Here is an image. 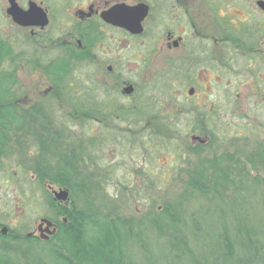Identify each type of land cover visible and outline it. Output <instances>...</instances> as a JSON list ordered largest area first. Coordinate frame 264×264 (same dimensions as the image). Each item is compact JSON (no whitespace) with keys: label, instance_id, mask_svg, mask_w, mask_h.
<instances>
[{"label":"rangeland","instance_id":"obj_1","mask_svg":"<svg viewBox=\"0 0 264 264\" xmlns=\"http://www.w3.org/2000/svg\"><path fill=\"white\" fill-rule=\"evenodd\" d=\"M90 1L102 4L106 0H80L76 6ZM211 1L216 0H189L196 29L187 28V38L199 49H206L212 60L203 67L186 63L189 73L180 80L163 81L156 76L164 65L163 56L142 60L148 41L162 29L154 28L152 24L147 26L148 30L140 40H125L119 32L108 30V46L114 56L109 62L105 46L100 45L95 50L94 62L71 65L69 94L82 105L108 111L105 118L81 119L79 116L68 121L65 115L71 111V106L50 96L52 85L48 76L31 63H18L16 78L20 89L16 97L19 106L31 110L32 106L37 108L38 104L46 102L51 107V113L43 108L46 114L43 116L50 121L37 116L28 126L33 132L39 125L47 126L51 138L60 140L56 144L61 151L73 150L77 156L87 159L86 170L99 184L95 202L103 206L104 211L114 207L126 217L146 222L166 204L180 201L182 217L187 222L197 221V230H206L220 212L226 218H229V212L225 205L222 210V206L210 203L208 196L189 194L184 181L200 160L219 157L233 181L226 190L227 200L243 202L247 209L243 215L252 222L262 212L264 73L250 70L253 61L244 51L215 47L211 39L206 38V34H216L212 20L217 12L222 13L210 5ZM239 4L240 7L234 6L229 13L243 17L250 11V5L248 0H240ZM66 9L73 11L72 7ZM178 14V20L183 23L184 15ZM62 16L67 24V12ZM67 26L69 24L63 26V22L60 23L61 29ZM22 33L11 28L0 14V37H14L17 51L36 55ZM54 33L55 38L58 35ZM114 39L118 42L112 43ZM44 51V61L56 55V51ZM108 63H112L111 74L106 69ZM117 74L120 81L136 84L137 93L121 94ZM144 85L147 88L142 89ZM190 85L196 92L193 98L186 94ZM139 102L149 106L147 119L134 123L117 114V109ZM163 124L166 129L159 131L157 128ZM193 136L198 138L193 139ZM193 147H197V153L192 152ZM51 149L40 157L54 159ZM38 153V150L29 149L23 158L24 164L17 163L15 158L6 160L0 171V222L10 227L27 226L26 231H33L36 236L39 218L52 213L44 189L51 195L52 190L59 189L56 185L41 186L34 175L25 170L24 165L30 164ZM250 156L252 159L257 156L259 161L250 165L246 162ZM256 179L258 184L254 183ZM146 236V249L158 253L150 231Z\"/></svg>","mask_w":264,"mask_h":264},{"label":"trees","instance_id":"obj_2","mask_svg":"<svg viewBox=\"0 0 264 264\" xmlns=\"http://www.w3.org/2000/svg\"><path fill=\"white\" fill-rule=\"evenodd\" d=\"M0 49V60L4 55L8 58V48ZM32 64L48 75L52 85L50 96L71 106L65 115L68 121L79 116L81 119L108 117V111L82 105L69 94L71 64L67 59ZM14 84L16 92L12 90ZM19 89L10 64L4 70L0 64V171L6 160L15 158L22 164L29 149L38 150L39 155L24 165L25 170L41 186L56 185L66 190L68 198L55 200L44 189L47 206L52 210L46 218L55 226L46 239L27 236V226L10 227L0 222V264H264V207L252 222L243 215L247 211L243 202L227 200L226 190L233 181L221 158L200 160L184 181L189 194L208 196L210 203L222 206V210L225 205L229 212V218L220 212L206 230H197V221L187 222L182 217L180 201L166 204L146 222L126 217L114 207L104 211L95 202L99 184L86 170L87 159L77 156L73 150L61 151L56 144L60 140L51 138L47 126L39 125L34 132L28 126L37 116L50 121L43 116L46 115L43 108L49 112L51 107L43 102L37 108L22 109L16 97ZM116 111L134 123L149 115L130 107ZM157 129L164 131L165 124ZM50 147L55 158H41ZM197 147L192 148L193 153L198 152ZM251 157L246 161L250 165L259 161L257 156ZM257 180L254 183L258 184ZM148 231L157 244L156 254L145 247Z\"/></svg>","mask_w":264,"mask_h":264},{"label":"flooded vegetation","instance_id":"obj_3","mask_svg":"<svg viewBox=\"0 0 264 264\" xmlns=\"http://www.w3.org/2000/svg\"><path fill=\"white\" fill-rule=\"evenodd\" d=\"M78 1L80 0H0V14L4 15L11 28L23 32L24 39L31 45V51L37 52L34 55L31 52L28 54L24 50L17 51L14 37H0V47H7L9 51L8 58L4 55L0 60L1 68L6 69L9 63L16 78L18 60H21L19 62L31 64L33 62L36 64H49L65 61V59L71 65L94 62L96 58L95 50L100 45L105 46V54H108L109 62L113 53L108 46V30L119 32L125 40H140L147 32L149 24H152L154 28L160 27L162 29L159 35L148 41L147 51L142 53V60L144 59L145 62L151 57L152 59H159L163 56L164 65L156 75L159 79L163 81L180 80L189 73L186 63L188 65L196 63L198 64L197 67H203L204 64L212 60L211 57H208L206 49H199L198 45L190 43L187 38V28L196 29L192 21V9L189 0H106L102 4L90 1L76 6ZM239 1H211L210 5L220 9L222 13L217 12L212 20L216 28V34H206L205 36L208 40L211 39L215 47L244 51V54L250 57L249 60L253 61L250 70L264 73V0H248L250 11L246 12L243 17L229 13V11H233L231 9L234 6L240 7ZM12 4L22 11H31L29 24L20 25L12 18L7 12ZM118 4L127 7H143L145 14L140 19V33H131L127 29L106 22L101 17V13ZM69 7L73 8L72 12L66 9ZM66 12L69 18L67 21L69 26L61 29L60 23L63 22V26L67 25L62 16ZM178 13L184 15L185 20L183 23L178 20ZM44 20L46 22L41 25L40 22ZM54 32H57L58 35L55 38L53 36ZM111 41L112 43L118 42L117 39ZM45 49L56 51V55L51 58L48 57L47 61H44L46 59L43 58ZM227 54L230 56L231 52ZM106 69L111 74L113 71L112 63H108ZM117 78L119 80L118 90L121 94L131 96L137 93L136 84L123 79L120 81L119 74H117ZM127 85L132 86V91L129 94L123 91ZM15 86L14 84L13 92H16ZM145 88H147V85L142 86V89ZM190 89L192 90L191 93H189ZM186 94L188 98L195 96L196 92L193 85L187 88ZM146 104L139 102L124 108L130 107L136 111L148 112L149 106Z\"/></svg>","mask_w":264,"mask_h":264},{"label":"water","instance_id":"obj_4","mask_svg":"<svg viewBox=\"0 0 264 264\" xmlns=\"http://www.w3.org/2000/svg\"><path fill=\"white\" fill-rule=\"evenodd\" d=\"M141 6H134V7H127L123 4H118L107 11H104L101 13V17L108 23H111L112 25L127 29L131 33H140L141 26H140V19L145 14L144 10ZM7 12L12 16V18L20 25H27L30 22H28L29 19H31L30 12L31 11H22L19 8H17L14 4H12ZM46 22V20L41 21L40 24L43 25ZM123 91L127 94L131 93L132 86L127 85L124 87ZM192 90H189V93H191ZM198 138V137H193ZM52 196L55 200L58 201H66L68 198V192L64 189H57L52 190ZM51 230H55V226L53 222L46 218V217H40L39 221L36 226V231L38 232V237L40 239H46L48 235L50 234ZM34 235V232L30 231L27 233V236Z\"/></svg>","mask_w":264,"mask_h":264}]
</instances>
